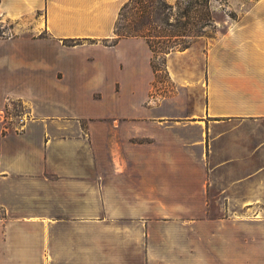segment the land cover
I'll return each mask as SVG.
<instances>
[{"label":"crops","instance_id":"0c3cea01","mask_svg":"<svg viewBox=\"0 0 264 264\" xmlns=\"http://www.w3.org/2000/svg\"><path fill=\"white\" fill-rule=\"evenodd\" d=\"M125 1L0 0V264H264V0L165 54L168 94L102 42Z\"/></svg>","mask_w":264,"mask_h":264},{"label":"trees","instance_id":"16d2710c","mask_svg":"<svg viewBox=\"0 0 264 264\" xmlns=\"http://www.w3.org/2000/svg\"><path fill=\"white\" fill-rule=\"evenodd\" d=\"M210 0H126L119 8L112 36L102 39L103 44H114L122 37H141L150 50V67L154 74L164 69V55L182 50L196 38L214 28L209 8ZM127 11V21L123 12ZM70 41L66 45H73ZM162 55L161 63L153 62V55Z\"/></svg>","mask_w":264,"mask_h":264},{"label":"rangeland","instance_id":"374dc122","mask_svg":"<svg viewBox=\"0 0 264 264\" xmlns=\"http://www.w3.org/2000/svg\"><path fill=\"white\" fill-rule=\"evenodd\" d=\"M174 0H167V2H173ZM257 0H210L209 8L211 11V18L214 23V28L207 30V34L199 38L194 39L197 45H204L211 40L217 32H220L224 29V22L229 18L234 19L243 14V12L249 8ZM127 11L123 12V21H120V24H125L127 21ZM1 19V18H0ZM126 20V21H125ZM13 25L11 22L5 19L0 20V37H12L14 34H17L12 29ZM32 33H37L33 32ZM38 37H42V34H37ZM162 55L155 53L153 55V62L157 64L161 63ZM153 90L158 94L166 93L168 94L173 90L171 84L169 83L166 74L163 71H158L155 74L153 80ZM21 107L16 102H11L5 111V120L12 116H21ZM214 209L221 208V203H214Z\"/></svg>","mask_w":264,"mask_h":264}]
</instances>
